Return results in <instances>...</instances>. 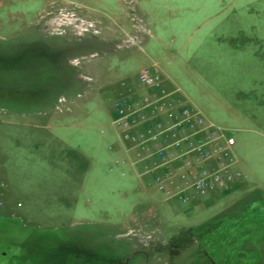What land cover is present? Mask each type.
I'll use <instances>...</instances> for the list:
<instances>
[{
  "label": "rangeland",
  "instance_id": "rangeland-1",
  "mask_svg": "<svg viewBox=\"0 0 264 264\" xmlns=\"http://www.w3.org/2000/svg\"><path fill=\"white\" fill-rule=\"evenodd\" d=\"M251 14L264 0H0V264H264V244L240 254L264 241V195L229 219L225 196L165 201L111 108L153 67L245 153L225 18Z\"/></svg>",
  "mask_w": 264,
  "mask_h": 264
},
{
  "label": "built area",
  "instance_id": "built-area-1",
  "mask_svg": "<svg viewBox=\"0 0 264 264\" xmlns=\"http://www.w3.org/2000/svg\"><path fill=\"white\" fill-rule=\"evenodd\" d=\"M138 84L148 94L121 96L111 108L112 123L143 166L139 176L147 177V184L165 201L183 204L194 196L217 195L233 188L241 173L235 169V141L229 131L182 100L178 88L166 89L155 68L142 69Z\"/></svg>",
  "mask_w": 264,
  "mask_h": 264
},
{
  "label": "crops",
  "instance_id": "crops-1",
  "mask_svg": "<svg viewBox=\"0 0 264 264\" xmlns=\"http://www.w3.org/2000/svg\"><path fill=\"white\" fill-rule=\"evenodd\" d=\"M225 117V128L240 134L245 149L242 155L233 149L241 177L231 191L207 196V200L225 196L230 201L224 213L229 219L231 213L252 212L264 195V14L225 18ZM249 148L255 152L247 153ZM262 244L244 252L242 261L260 259Z\"/></svg>",
  "mask_w": 264,
  "mask_h": 264
},
{
  "label": "trees",
  "instance_id": "trees-1",
  "mask_svg": "<svg viewBox=\"0 0 264 264\" xmlns=\"http://www.w3.org/2000/svg\"><path fill=\"white\" fill-rule=\"evenodd\" d=\"M251 230V228H249L248 230H247V236H252L253 235V233H254V231H251V234H250V231ZM253 230H255V229H253ZM240 245H242V244H240ZM242 248H243V246H242ZM238 253H240V252H238ZM240 254H243V253H240Z\"/></svg>",
  "mask_w": 264,
  "mask_h": 264
}]
</instances>
